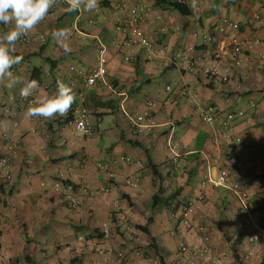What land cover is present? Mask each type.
<instances>
[{
  "label": "crops",
  "instance_id": "0c3cea01",
  "mask_svg": "<svg viewBox=\"0 0 264 264\" xmlns=\"http://www.w3.org/2000/svg\"><path fill=\"white\" fill-rule=\"evenodd\" d=\"M184 1L188 15L161 0H132L149 8L141 26L153 48L147 53L134 47L129 61L116 29L123 14L107 2L96 10L67 11L68 0H54L28 39L15 42V52L27 57L11 66L16 74L0 78V154L18 142L12 177L0 180V264H124L119 250L127 264H188L190 257L177 250L179 239L195 245L206 241L214 253L229 242L240 243L243 251L263 256L262 244L241 243L244 231L231 220L238 208L234 193L204 178L225 168L252 199L264 196V23L254 18H264V0ZM225 16L240 23L242 38L260 43L236 54L223 49L217 26ZM12 27L14 21L0 25V36ZM61 28L69 35L57 41L51 33ZM205 34H211L218 55L205 54ZM51 39L54 48L46 54ZM101 45L106 75L84 86L82 74L95 65ZM34 56H42L45 64H37ZM195 58L216 65L218 74L207 76L198 64L190 69ZM35 66L42 78L33 91L37 100L69 84L75 93L70 114L79 104L77 92L84 91L91 134L63 125L54 119L58 115L43 122L27 115L20 89L33 80ZM147 100L153 101L151 108ZM197 102L218 110L213 123L200 118ZM238 109L243 115L224 128L221 118ZM145 111L143 121L152 118L154 125L138 133L131 118ZM238 139L250 144L240 149ZM169 143L179 154L175 160ZM147 159L157 165L161 183L154 181ZM158 184L164 194L181 188L180 198L193 202L187 225L176 219L181 205L174 213L162 204L152 206ZM258 211L263 217L264 206ZM103 222L111 227L109 237L99 234ZM227 251V263L245 262L236 259L243 254L238 249L236 256Z\"/></svg>",
  "mask_w": 264,
  "mask_h": 264
},
{
  "label": "built area",
  "instance_id": "2783aa9c",
  "mask_svg": "<svg viewBox=\"0 0 264 264\" xmlns=\"http://www.w3.org/2000/svg\"><path fill=\"white\" fill-rule=\"evenodd\" d=\"M182 1V0H177ZM102 2H107L114 8H116L121 14L116 20V29L122 33L121 44L125 48L123 58L125 60H132L135 56L132 51L134 47L145 48L147 53L152 51L153 44L146 35L144 28L141 26V22L146 19V12L148 11V6L134 4L132 0H98L95 10L100 7ZM122 16V17H121ZM254 18L259 19L264 23V18L254 15ZM160 31H164V26H157ZM217 31L222 36L220 44L223 49H229L232 53H240L244 50L251 49L254 45L260 43L258 38H253L248 41L241 37L240 35V23L231 19L230 17H222L221 21L217 26ZM29 32L27 34L21 35L19 38L22 41L28 39ZM202 42L207 44V50L205 54L207 55H218V48L213 47L212 36L211 34H205L202 36ZM159 50H162V46L159 47ZM195 58L191 61L190 69L198 65H202V70L207 76H215L218 74L217 66H207L201 59ZM107 72V57H106V48L101 45L98 48L96 55L95 65L88 71L83 72V83L84 86H91L95 84L99 79H104ZM229 76V75H228ZM225 75L222 79H227ZM167 88H169L167 86ZM180 92L184 95H187V90L184 87L180 88ZM79 98V104L76 106L72 113H66L63 116L58 115L54 119L60 120L63 125L71 126L77 130L82 135H89L94 131L92 125L88 122L87 119V109L83 106L82 102L84 100V91L79 90L77 92ZM23 101L26 107H30L38 103L33 93L31 96L25 98ZM154 105L152 100H147V106L151 108ZM198 115L206 123H213L217 119L218 110L209 103H199L196 105ZM148 115V111L144 113H137L133 118H131L132 124L135 128V131L138 133L146 132V129L154 125L152 118L149 120H144ZM237 115H243V111L230 110L224 114L219 123L224 127L228 128L230 122L235 119ZM38 121L43 122L44 118L35 117ZM96 129V128H95ZM96 132L99 133L100 130L96 129ZM250 142L243 141L238 139V147L243 149V147L249 145ZM18 146V142H13L8 146L9 151L3 154H0V180L5 183L8 182L12 177V157L14 155V147ZM168 148L172 153V158L175 160L179 154L173 150V147L168 144ZM122 159L129 160L128 157H121ZM205 181L212 186L224 187L232 191L237 199L238 208L235 217L231 220L236 222L238 225L242 226L245 231V241L250 245H261L264 248V220L262 215L258 210H253L250 204L251 197L248 192L242 189L238 183L231 178H229L228 171L224 168L218 172H207L205 175ZM56 183V185H58ZM67 189H72V185L69 184ZM201 199V195L197 197ZM70 204H74L73 198L69 196L67 199ZM194 209V204L191 200L187 201L180 210L179 213V222L184 225L188 224L189 215ZM100 232L103 237H109L111 234V227L107 222H103L100 227ZM178 252L182 254H187L190 257L188 264H230L225 261L227 254L224 250L220 253H214L208 244L195 245L194 243L187 242L180 239L177 244ZM253 253L252 249H247L244 254L246 260H250ZM117 257L124 263L127 264V257L124 255L122 250L116 252ZM250 263V262H249Z\"/></svg>",
  "mask_w": 264,
  "mask_h": 264
},
{
  "label": "clouds",
  "instance_id": "9594fccd",
  "mask_svg": "<svg viewBox=\"0 0 264 264\" xmlns=\"http://www.w3.org/2000/svg\"><path fill=\"white\" fill-rule=\"evenodd\" d=\"M67 11H86L94 9L98 0H68ZM54 0H0V25H8L14 21V27L9 28L0 36V78L11 76L10 68L13 64H19L23 56L15 53V42L18 38L27 34L40 21H42ZM53 39L59 41L67 38L69 32L61 28L53 30ZM65 53L70 51L67 43H63ZM15 80L11 81V87ZM38 88L36 80H30L20 89L22 97H29ZM75 100V93L69 84L61 83L52 96L42 97L38 103L28 107L27 115L30 117L52 118L56 115L63 116L71 108Z\"/></svg>",
  "mask_w": 264,
  "mask_h": 264
},
{
  "label": "trees",
  "instance_id": "16d2710c",
  "mask_svg": "<svg viewBox=\"0 0 264 264\" xmlns=\"http://www.w3.org/2000/svg\"><path fill=\"white\" fill-rule=\"evenodd\" d=\"M161 1H163V3H165L167 5H170L171 7L175 8L182 15H188L190 13L189 5L184 0H182V1L161 0ZM14 54H19V53L15 52ZM19 55H21V54H19ZM25 57H27V56L23 55V59ZM46 59L49 61V58H46ZM31 77L33 80H36L37 82L41 81L42 78H41L40 67H37V66L33 67ZM147 161H148L147 164L151 167V171H152L154 181L158 180L160 182V172H159L157 165L151 163L149 159H147ZM63 182L66 183L65 180ZM180 191H181V188H177L173 191L168 192L167 194H164L163 186L161 184H158L156 193H154L152 195V206H154L156 204H162L166 207V209L168 211H170L171 213H174L179 205H181V207H180V209H181L182 206L184 204H186V202L188 201V200L184 201V199L180 198V196H179ZM250 197H251V195H250ZM250 204H251L253 210L261 209L264 206V196L256 197L254 199L251 198ZM177 219L179 220V216L177 217ZM262 219L264 220V216L262 217ZM148 221H149V218H147V222ZM140 227L142 230H145V226H140ZM238 229L244 231V229L240 225H238ZM99 234L102 235V233L100 231H99ZM244 235H245V231L243 232V237L241 240H243V242H246ZM203 244H208V243L206 241H204ZM234 251H236V250L234 249ZM263 260H264V252H263V256H261V259L257 263L262 264ZM241 263L243 264L244 262H241Z\"/></svg>",
  "mask_w": 264,
  "mask_h": 264
},
{
  "label": "rangeland",
  "instance_id": "374dc122",
  "mask_svg": "<svg viewBox=\"0 0 264 264\" xmlns=\"http://www.w3.org/2000/svg\"><path fill=\"white\" fill-rule=\"evenodd\" d=\"M175 11H177L175 8H173ZM52 44H54V42H53V39H51L49 42H48V44H47V47H46V54H48L49 52H50V50H51V48H54L53 47V45ZM34 61H36L37 62V64H45V59L42 57V56H34V59H33ZM10 72H12V73H14V74H16V72L14 71V68L12 69V68H10ZM11 73V74H12ZM107 121H108V124H110V125H112L113 124V121H111V116H108L107 117ZM107 123H105V122H103V125L105 126V125H108ZM109 142H110V140H108ZM175 218V217H174ZM177 219V218H176ZM188 223H189V221H188ZM180 240V239H179ZM178 240V241H179ZM182 240H184V239H182ZM241 243H243L244 245H245V243L247 244V242H242V240H241ZM177 244H178V242H177ZM197 245V244H196ZM241 244L240 243H233V242H229L228 244H224V247L223 248H225V249H222V250H224L225 252H226V254H227V250H230L231 251V253L232 254H234L235 256H236V254L234 253V249L235 250H239V251H241L243 254H242V256H241V254H238L237 256H236V259H238V256L239 257H241L242 259H244V263L245 264H258L257 262L260 260V255L257 253V252H255L254 253V255H253V253H252V255H251V257L249 258L250 260H246V258H245V256H244V254L246 253V251H243V248H238V246H240ZM208 246L210 247V248H212L210 245H209V243H208ZM228 248V249H227ZM177 250H178V248H177ZM222 250H220V251H217V253H220ZM242 261H241V259H240V263H241ZM250 262V263H249ZM243 263V264H244Z\"/></svg>",
  "mask_w": 264,
  "mask_h": 264
}]
</instances>
